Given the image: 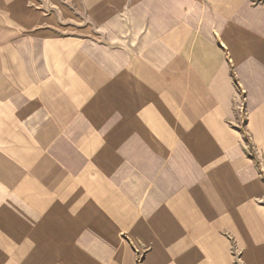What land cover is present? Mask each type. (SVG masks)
<instances>
[{"label": "crops", "instance_id": "obj_1", "mask_svg": "<svg viewBox=\"0 0 264 264\" xmlns=\"http://www.w3.org/2000/svg\"><path fill=\"white\" fill-rule=\"evenodd\" d=\"M52 1L90 23L4 49L0 264H264V5Z\"/></svg>", "mask_w": 264, "mask_h": 264}, {"label": "rangeland", "instance_id": "obj_2", "mask_svg": "<svg viewBox=\"0 0 264 264\" xmlns=\"http://www.w3.org/2000/svg\"><path fill=\"white\" fill-rule=\"evenodd\" d=\"M52 0H0V85H8L10 81L9 70V59L7 57V52L4 49H8L9 39L12 38H23L24 35L31 33L34 29L31 30L27 24L30 23V15L26 11V5H33L36 8V14L39 16H43L48 19L51 25H54V28L63 32L64 30H68L64 28L65 23L76 21L80 23L82 26L84 22H89L88 17L86 16V11H78L77 14L81 18L72 17L67 18V16L62 15V11L54 9L52 6ZM254 4L264 5V0H252ZM30 11V10H29ZM55 15V16H54ZM58 22L56 21V19ZM29 19V20H28ZM17 23V24H15ZM27 25V26H26ZM78 27V28H79ZM205 29L207 26L204 27ZM210 28V26H208ZM194 33L195 31L200 33L203 29V26L200 24L198 26H193ZM212 32L216 33V26L212 27ZM216 36V34H215ZM196 44V42H194ZM198 44V42H197ZM217 45H221L220 42L216 43ZM209 51L213 50L211 47L208 48ZM236 85H240V83L236 80ZM235 109L237 115L240 119V127L243 129L246 123L247 118V107H246V98L245 92L240 87L238 90V96L236 98ZM262 174L264 175V169L262 170Z\"/></svg>", "mask_w": 264, "mask_h": 264}, {"label": "snow or ice", "instance_id": "obj_3", "mask_svg": "<svg viewBox=\"0 0 264 264\" xmlns=\"http://www.w3.org/2000/svg\"><path fill=\"white\" fill-rule=\"evenodd\" d=\"M178 264H179V262H178Z\"/></svg>", "mask_w": 264, "mask_h": 264}]
</instances>
